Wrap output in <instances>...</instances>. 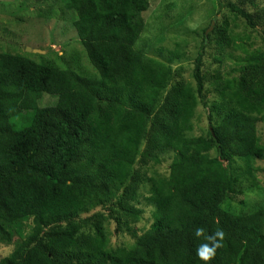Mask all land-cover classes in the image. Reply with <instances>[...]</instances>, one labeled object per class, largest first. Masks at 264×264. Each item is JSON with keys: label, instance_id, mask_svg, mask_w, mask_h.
<instances>
[{"label": "trees", "instance_id": "1", "mask_svg": "<svg viewBox=\"0 0 264 264\" xmlns=\"http://www.w3.org/2000/svg\"><path fill=\"white\" fill-rule=\"evenodd\" d=\"M59 1L94 73L0 52V244L13 249L0 264H202L200 226L224 232L210 264H264V48L228 21L205 30L188 81L180 49L164 62L136 48L148 0H36ZM263 3L228 8L255 30ZM212 39L243 53L233 72L219 54L204 74ZM200 106L206 133H195Z\"/></svg>", "mask_w": 264, "mask_h": 264}, {"label": "rangeland", "instance_id": "2", "mask_svg": "<svg viewBox=\"0 0 264 264\" xmlns=\"http://www.w3.org/2000/svg\"><path fill=\"white\" fill-rule=\"evenodd\" d=\"M148 1L150 8L143 15L145 30L136 48L164 62L169 61L170 54L180 49L184 56H181L179 62L174 63V69L183 66L186 71L182 75L188 81H193L191 74L195 60L202 49L205 30L210 34L215 26L228 21L235 35H248L258 48H264V41L260 37L264 35V25L255 30L246 29L245 21L240 17L235 18V14L228 8V4L235 3L236 0ZM262 6L264 8V3ZM73 19V14L67 9L64 1L56 4H39L36 0H0V52L40 55L62 64L65 68H74L78 72L92 76L94 71L73 27ZM214 41L212 39V42L204 48L202 68L204 74H211L219 68V64L214 62V56L219 54L223 58V70L227 73L233 72L243 53L232 49L218 51ZM53 98L47 97L43 105L52 104ZM197 115L199 117L195 123V133L210 131L211 121L202 106L199 107ZM259 132L264 143V123L259 124ZM170 163V156H167L165 164L158 170L167 173ZM241 165L242 163H239V166ZM258 167L262 169L257 177L258 183L264 190V163L258 164ZM225 168L228 173L232 172L228 164ZM243 198L242 195L237 200ZM143 207L147 210L145 220L151 221L150 207L145 200ZM145 220L142 223L144 226L147 225ZM125 237L120 239L113 237L114 244H131L132 239L127 235ZM11 249L12 247H4L0 244V260L9 256Z\"/></svg>", "mask_w": 264, "mask_h": 264}, {"label": "clouds", "instance_id": "3", "mask_svg": "<svg viewBox=\"0 0 264 264\" xmlns=\"http://www.w3.org/2000/svg\"><path fill=\"white\" fill-rule=\"evenodd\" d=\"M208 31V30H207ZM209 34L206 32V35ZM206 229L202 226L196 227L192 233L196 239L204 237L206 243H199L195 248V257L202 262V264H210L215 257L217 250L222 247L224 239L223 231H215L211 234L205 235Z\"/></svg>", "mask_w": 264, "mask_h": 264}, {"label": "water", "instance_id": "4", "mask_svg": "<svg viewBox=\"0 0 264 264\" xmlns=\"http://www.w3.org/2000/svg\"><path fill=\"white\" fill-rule=\"evenodd\" d=\"M33 53H38L37 51H32Z\"/></svg>", "mask_w": 264, "mask_h": 264}]
</instances>
